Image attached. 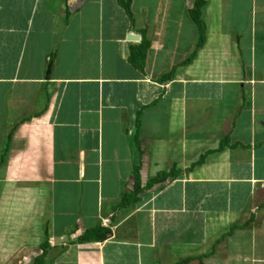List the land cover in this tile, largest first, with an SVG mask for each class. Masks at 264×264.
Listing matches in <instances>:
<instances>
[{
    "label": "crops",
    "instance_id": "crops-1",
    "mask_svg": "<svg viewBox=\"0 0 264 264\" xmlns=\"http://www.w3.org/2000/svg\"><path fill=\"white\" fill-rule=\"evenodd\" d=\"M140 1L0 0V264H264V0Z\"/></svg>",
    "mask_w": 264,
    "mask_h": 264
},
{
    "label": "trees",
    "instance_id": "trees-1",
    "mask_svg": "<svg viewBox=\"0 0 264 264\" xmlns=\"http://www.w3.org/2000/svg\"><path fill=\"white\" fill-rule=\"evenodd\" d=\"M118 5L123 9V11L125 12L127 18L129 19L130 22H132V15L130 12V0H117ZM207 5L206 0H195L194 4H193V8L190 11V16L191 19L193 20L194 24L197 27L198 30V41L197 44L194 48V50L192 51V53L180 64V65H187L190 64L191 61L194 59L197 51L202 47L203 43H204V39H205V33H206V23L205 20L203 19V15H202V10L205 8V6ZM149 46V42L147 40H142L140 45L132 48L130 50V57H129V62L130 64L138 69V70H143L144 67V60H145V53L146 50ZM173 70H171L170 72L162 75L159 79L160 83H166L168 81H170L173 77ZM17 125H15L11 131L9 132V134L6 137L5 140V144H4V148H3V153H2V157H1V162L4 160L5 158V154L7 152L9 143L11 141L12 138V133L13 131L16 129ZM203 161V157H201L199 159V161L195 164V165H200L201 162ZM196 167V166H193ZM138 168H133V178H134V187H133V191L129 194H125L123 196V198L121 199L119 205L117 206L116 210L118 211H122L125 208L129 207L130 205H132L133 203H135V201L137 200V196L140 194V192L142 191V189L140 188V179H139V175H138ZM175 170L174 168H172V170H170L169 172L165 173V174H160L157 176L156 179H154L153 181L149 182V186L153 183H155L156 181H163L168 177H174L175 175ZM113 218L108 219L109 224L111 225L114 221L112 220ZM236 227H233L231 229H234ZM109 233V230L107 228L104 227H93L90 229H87L85 231H83L82 234H80L77 239L76 242L77 243H91V242H99V241H103L106 237V235ZM45 251H43V255H44ZM43 255L37 257L32 264H43Z\"/></svg>",
    "mask_w": 264,
    "mask_h": 264
},
{
    "label": "rangeland",
    "instance_id": "rangeland-1",
    "mask_svg": "<svg viewBox=\"0 0 264 264\" xmlns=\"http://www.w3.org/2000/svg\"><path fill=\"white\" fill-rule=\"evenodd\" d=\"M141 1L140 0H136V3L134 5H137L138 3H140ZM10 129V127L8 128ZM264 202V194L262 195H256V198L253 202V204L249 207L251 210H253V208L257 205V204H260V203H263ZM44 247V246H43ZM53 257V255L51 254H48L47 251L45 252V255H44V258H43V264L44 263H47L51 258Z\"/></svg>",
    "mask_w": 264,
    "mask_h": 264
},
{
    "label": "water",
    "instance_id": "water-1",
    "mask_svg": "<svg viewBox=\"0 0 264 264\" xmlns=\"http://www.w3.org/2000/svg\"><path fill=\"white\" fill-rule=\"evenodd\" d=\"M126 40L129 41V42H138L139 41V36L134 35V34H128L127 37H126ZM47 71L48 72L50 71V66H48ZM67 241H68L67 237L63 236V237L55 238L53 240V243L54 244H61L63 242H67Z\"/></svg>",
    "mask_w": 264,
    "mask_h": 264
}]
</instances>
